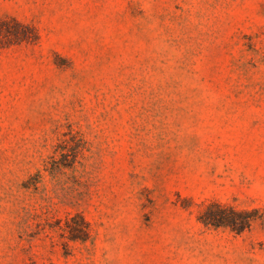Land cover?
<instances>
[{
    "label": "rangeland",
    "instance_id": "rangeland-1",
    "mask_svg": "<svg viewBox=\"0 0 264 264\" xmlns=\"http://www.w3.org/2000/svg\"><path fill=\"white\" fill-rule=\"evenodd\" d=\"M2 18L35 39L0 53V264H264V0H0ZM216 207L254 219L205 226Z\"/></svg>",
    "mask_w": 264,
    "mask_h": 264
},
{
    "label": "trees",
    "instance_id": "trees-1",
    "mask_svg": "<svg viewBox=\"0 0 264 264\" xmlns=\"http://www.w3.org/2000/svg\"><path fill=\"white\" fill-rule=\"evenodd\" d=\"M34 39L35 32L30 26L24 25L14 18L0 19V53L12 46L32 42ZM253 219V216L248 212H238L221 207L209 208L200 216V221L205 226L228 227L237 233L248 229ZM78 220L73 218L71 221H67L66 229L70 233L71 240L85 241L88 235V226L83 218L80 217V221Z\"/></svg>",
    "mask_w": 264,
    "mask_h": 264
}]
</instances>
